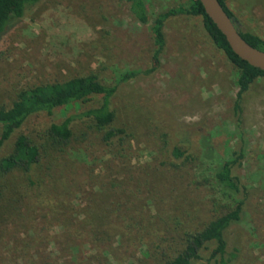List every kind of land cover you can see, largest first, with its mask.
I'll list each match as a JSON object with an SVG mask.
<instances>
[{
  "label": "rangeland",
  "instance_id": "1",
  "mask_svg": "<svg viewBox=\"0 0 264 264\" xmlns=\"http://www.w3.org/2000/svg\"><path fill=\"white\" fill-rule=\"evenodd\" d=\"M186 4L148 0L144 24L127 0H43L0 41V107L24 89L96 73L118 86L111 107L127 136L109 147L83 116L102 97L28 119L0 159L20 135L44 145L50 126L70 117L73 138L65 151L44 155L40 168L8 179V193L18 185L27 197L14 214L0 202V264H166L184 249L186 233L203 231L240 201L226 258L264 264V78L244 95L239 121L236 70L202 18L186 15L166 23L161 65L146 73L155 67L156 16ZM228 5L239 32L264 39V0ZM227 160L236 161L239 193L218 180ZM214 249L196 264H215Z\"/></svg>",
  "mask_w": 264,
  "mask_h": 264
},
{
  "label": "trees",
  "instance_id": "2",
  "mask_svg": "<svg viewBox=\"0 0 264 264\" xmlns=\"http://www.w3.org/2000/svg\"><path fill=\"white\" fill-rule=\"evenodd\" d=\"M42 1L0 0V41ZM219 1L233 21L235 15L228 5V0ZM127 3L130 12L137 20L144 24L149 22L148 0H127ZM180 15L202 18L204 28L213 45L224 53L236 70L239 92L234 109L238 120L241 121L244 95L257 80L264 78V71L251 66L232 50L226 37L207 15L199 0H187L186 5L169 9L156 16L151 28L155 44V67L146 73L152 74L160 67L167 46L166 23L171 18ZM240 34L251 46L264 51V39L259 35L249 32H240ZM133 75L135 73L123 76L118 82H124ZM117 90V85H106L101 81L98 74L89 73L77 75L62 82L43 84L20 91L12 105L0 107V152L30 117L38 114L52 115L59 108L77 103L84 104L96 97H102L101 106L83 113V116L93 122L94 127L102 134L103 141L109 147L114 146L116 140L124 143L127 139L126 131L116 126L117 114L111 107L112 98ZM73 120L74 118L70 117L62 123L52 124L47 130L45 143L42 146L34 143L28 136L20 135L15 142L13 151L0 159V202L7 201L9 212L12 214L17 212V203L22 204L27 196L19 191L18 185L16 188L11 186L14 194L12 191L8 193L7 190L10 187L8 179L15 172L30 174L35 168H40L44 155L49 154L50 156V151H65L73 138L71 129ZM174 153L177 157L185 155V152L178 149ZM235 164L236 161L227 160L217 177L224 188L239 193L241 186L238 179L233 175ZM3 181L4 183H2ZM244 205V202L240 201L235 209L212 221L203 231L186 233L184 249L166 264H196L202 259L203 251L208 250L211 245H215L211 261L213 260L215 264H230V260L226 258L228 248L226 232L233 224L241 220Z\"/></svg>",
  "mask_w": 264,
  "mask_h": 264
},
{
  "label": "water",
  "instance_id": "3",
  "mask_svg": "<svg viewBox=\"0 0 264 264\" xmlns=\"http://www.w3.org/2000/svg\"><path fill=\"white\" fill-rule=\"evenodd\" d=\"M207 15L226 37L232 50L251 66L264 71V52L251 46L240 34L219 0H199Z\"/></svg>",
  "mask_w": 264,
  "mask_h": 264
}]
</instances>
